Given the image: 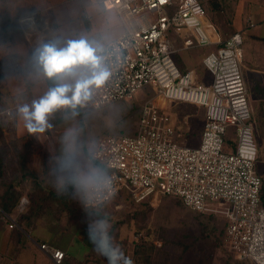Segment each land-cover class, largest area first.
I'll return each instance as SVG.
<instances>
[{
  "label": "built area",
  "instance_id": "obj_1",
  "mask_svg": "<svg viewBox=\"0 0 264 264\" xmlns=\"http://www.w3.org/2000/svg\"><path fill=\"white\" fill-rule=\"evenodd\" d=\"M90 2L104 11V0ZM115 5L124 32L107 44L105 59L113 75L81 109L132 100L145 88L152 95L142 105L135 135H109L99 141L114 171V197L126 191L138 204L158 195L175 197L194 211L221 213L229 254L238 261L264 264L259 147L243 72L245 30L224 38L201 0H115ZM18 24L31 51L47 32L57 34L45 10L20 18ZM247 24L252 28L255 22L248 18ZM176 43L183 49L214 47L203 59L209 82L200 81L198 74L194 78L192 70L182 72ZM161 100L186 102L204 111L198 145L184 142L182 125L160 106ZM14 110L0 112L6 126L15 123ZM102 199L112 200L109 193ZM26 203L23 198L19 210ZM16 226L14 221L9 224L11 229ZM40 248L55 264H63V250L46 243Z\"/></svg>",
  "mask_w": 264,
  "mask_h": 264
},
{
  "label": "rangeland",
  "instance_id": "obj_2",
  "mask_svg": "<svg viewBox=\"0 0 264 264\" xmlns=\"http://www.w3.org/2000/svg\"><path fill=\"white\" fill-rule=\"evenodd\" d=\"M19 2L21 0H14L12 3ZM22 2L25 4H22L24 9L48 7L49 10L45 11L60 36L76 37L83 32L90 33L94 37L109 36L110 39L102 41L107 45L124 32L119 15L113 13L108 16L105 11L97 13L100 6H93L90 0H22ZM201 2L224 38L244 28L248 5L252 10L249 13L253 16L264 14V0H201ZM250 32L252 31L246 30L243 33V61L247 65L245 68L243 66V72L251 94L256 96L258 91H264V83H261L264 79L263 75L254 72L256 68L264 71V39L258 38L257 40L261 41L252 44ZM253 32L255 35L260 33V36H264V20L253 29ZM175 46L177 65L187 69L200 65L202 68V73L198 74L200 81L209 82L211 76L204 67L203 59L214 47L183 49L177 43ZM24 53L28 59L31 51L26 50ZM26 63V61L21 62L22 65ZM151 95V89L145 88L136 93L132 100L112 103L98 110L85 109L80 111L74 123L83 128L84 136L98 141L109 135H135L139 128L142 105ZM9 102L11 98L6 95L0 96L1 108ZM166 102L163 103L161 100L160 106L170 112L182 125L184 142L189 146L198 145L204 126V111L186 102ZM258 113L259 110L255 116ZM256 123L258 168L264 180V135L260 130L264 126H260V121ZM14 128L15 123L6 126L0 119V132L3 134H14ZM24 128L23 121L17 118L18 132ZM231 131L233 132L230 128L228 133L230 134ZM17 145L19 143L5 142L0 148V155L5 152L7 158L12 156L7 161V170L11 171L15 165L14 151ZM11 175L9 174L10 177ZM3 188L5 187L0 183V190ZM73 205L75 211H70V215H66L67 220L66 213H63L60 222L74 224L73 229L80 228L87 234L83 213L78 205ZM58 209L61 208L56 206L57 211ZM109 211L113 220L116 243L124 253V264H242L231 259L224 246L223 237L227 224L221 213L197 212L186 207L178 198L168 196H158L156 199L138 204L126 191L119 193L110 201ZM67 236L64 234L65 238ZM82 264H108V262L106 258L96 254L91 246L90 254L84 257Z\"/></svg>",
  "mask_w": 264,
  "mask_h": 264
},
{
  "label": "clouds",
  "instance_id": "obj_3",
  "mask_svg": "<svg viewBox=\"0 0 264 264\" xmlns=\"http://www.w3.org/2000/svg\"><path fill=\"white\" fill-rule=\"evenodd\" d=\"M116 8L115 0H104L108 16ZM108 39L109 36L94 37L87 32L76 37L47 32L38 38L27 63L17 67L13 61L6 75L24 74L33 85L46 88L39 99L16 109L27 132L34 136L51 127L49 120L54 115L58 114L66 124L56 153L47 161L46 183L57 198L79 206L95 253L106 258L108 264H124V253L114 236L110 200L102 199L104 193H109L110 199L116 194L113 168L104 158L99 141L84 136L83 128L74 123L80 109L91 101L95 88L106 84L113 75L105 59L108 47L102 42ZM70 51L71 58L66 60Z\"/></svg>",
  "mask_w": 264,
  "mask_h": 264
},
{
  "label": "crops",
  "instance_id": "obj_4",
  "mask_svg": "<svg viewBox=\"0 0 264 264\" xmlns=\"http://www.w3.org/2000/svg\"><path fill=\"white\" fill-rule=\"evenodd\" d=\"M14 0H0V96L6 95L11 98V102L6 103L4 108L0 107V112L8 108H15V130L14 134L7 135L0 132V148L5 142L11 144H18L22 147L23 142L30 138V134L26 128L17 130V112L16 109L23 104H31L33 100L39 99L42 92L46 91L44 86L37 87L30 81L25 79L24 74L19 75H6L9 70V65L15 62L17 67L22 66L21 62L28 61L25 57L24 51L30 50L29 44L24 37L21 27L18 24V20L22 17L29 16L35 12L49 10L48 7H32L31 9H24L21 0L18 4H13ZM92 4V3H91ZM25 5V4H24ZM96 6V4H93ZM103 10L100 7L97 9V13H101ZM251 8L248 5L246 8L245 23L246 25L241 30L252 31L249 33L252 44H258V38L264 39V36L255 35L253 29L260 25L261 21L264 20V14L256 17L252 15ZM250 18L255 25L252 28H248L247 19ZM259 22V23H257ZM240 30V31H241ZM256 39V40H253ZM262 43V42H260ZM263 45V44H259ZM27 47V48H26ZM29 48V49H28ZM244 68L247 66L243 61ZM181 70L197 71V74L202 73L200 65H195L190 69L181 68ZM256 74L263 75L264 71L260 68L254 69ZM258 82V81H257ZM261 83H264L262 79ZM250 106L253 110L252 117L256 122L264 119V91H258L255 95L251 94L249 85L246 83ZM5 103V101H4ZM94 110H98L92 108ZM259 110L257 116L255 114ZM254 116L256 118H254ZM49 127L44 133L37 134L39 141V148L32 155L30 169L35 171L36 174L42 180V183L46 189L52 190L46 183L47 175V161L50 155L55 154L58 148L61 134L66 126L65 122L62 121L59 115H54L50 118ZM257 124V123H256ZM47 135V138H45ZM12 146V145H11ZM12 156L6 157L5 152L0 155V163H7L8 159ZM18 169V166H14L11 171L7 170V179L11 183L14 179V171ZM9 174H12L10 177ZM22 181V183H20ZM18 180L15 182V187H22L25 189L20 198V201L24 198L27 203L23 210H19L18 206L13 209L11 214L2 212L6 218V223L0 228V264H55L48 254L41 250L40 244L47 243L55 245V248L63 250L66 254V258L63 264H82L84 257L86 258L91 251V244L86 238L87 234L79 228L73 229L70 224H62L61 222L54 221V211L45 209L43 212L34 215L31 218V223L27 224V230L25 225L20 224V219L29 213L32 192V180ZM19 183V184H17ZM53 191V190H52ZM160 196V195H158ZM156 196L154 199L158 198ZM77 205V204H75ZM16 222L17 226L13 229L9 227L10 222ZM79 226V225H78ZM67 234V238L64 237ZM85 236V239H84ZM82 238V239H80ZM87 239V240H86Z\"/></svg>",
  "mask_w": 264,
  "mask_h": 264
},
{
  "label": "trees",
  "instance_id": "obj_5",
  "mask_svg": "<svg viewBox=\"0 0 264 264\" xmlns=\"http://www.w3.org/2000/svg\"><path fill=\"white\" fill-rule=\"evenodd\" d=\"M182 72L186 73L184 70ZM85 109H80V111H83ZM252 121L254 122L255 131H256V123L252 117ZM260 126H264V119L260 120ZM262 134L264 135V127H262ZM39 141L37 139V136L30 134V138H28L25 142H23L22 147L20 148L19 145H17L15 148V165L18 166V169L15 170L13 174V182H9L7 179V165L8 163H0V179L2 180L1 185L5 188L0 190V209L2 212L6 214H11L13 209L16 207L17 203L20 201V198L23 194V191H25L22 187H15V182H18V180H32V192L31 195V201L32 204L29 209L28 215L22 217L20 219V224H26L25 228L27 230V224L31 223V218L39 214V212H43L45 209H48L50 211H54L53 220L60 222L63 213L65 214V219L67 220L66 215L70 213V211H75L74 205L76 204L70 200L67 199H61L57 198L54 191L50 189H46L42 183V180L40 177L36 174L35 171H32L30 169V163L32 159V155L34 152L39 148ZM17 150V151H16ZM12 169V168H11ZM257 173L261 176L262 175L258 168V163L256 166ZM22 183V181L20 182ZM19 184V183H17ZM130 197V196H129ZM261 198L262 202L264 204V180L262 178V188H261ZM56 206H59L61 209L56 210ZM73 206V208H72ZM76 210L77 207H76ZM0 212V228L6 223V218L3 216L4 214ZM68 212V213H67ZM70 215V214H69ZM61 218V219H60ZM30 219V220H29ZM70 219V218H69ZM69 221V220H68ZM73 226L74 224H70ZM50 244V243H49ZM50 246L55 247V245L50 244ZM229 256L231 259L235 260L230 254ZM236 262L242 263V264H254L251 261H238ZM64 262V261H63Z\"/></svg>",
  "mask_w": 264,
  "mask_h": 264
},
{
  "label": "snow or ice",
  "instance_id": "obj_6",
  "mask_svg": "<svg viewBox=\"0 0 264 264\" xmlns=\"http://www.w3.org/2000/svg\"><path fill=\"white\" fill-rule=\"evenodd\" d=\"M71 55H72V54H71V51H70L69 54H68V57H66L65 59L68 60L69 58H71ZM53 99H54V98H53ZM46 107H47V105H45L43 108H41L40 111H41V112L44 111V110L46 109Z\"/></svg>",
  "mask_w": 264,
  "mask_h": 264
},
{
  "label": "bare ground",
  "instance_id": "obj_7",
  "mask_svg": "<svg viewBox=\"0 0 264 264\" xmlns=\"http://www.w3.org/2000/svg\"><path fill=\"white\" fill-rule=\"evenodd\" d=\"M192 74L194 75V78H195V76H196L197 72H196V71H193V73H192Z\"/></svg>",
  "mask_w": 264,
  "mask_h": 264
}]
</instances>
